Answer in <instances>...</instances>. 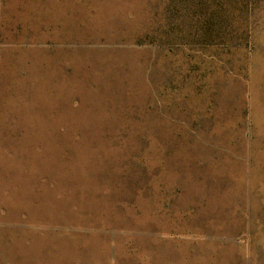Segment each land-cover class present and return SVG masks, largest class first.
<instances>
[{"label":"rangeland","instance_id":"374dc122","mask_svg":"<svg viewBox=\"0 0 264 264\" xmlns=\"http://www.w3.org/2000/svg\"><path fill=\"white\" fill-rule=\"evenodd\" d=\"M0 264H264V0H0Z\"/></svg>","mask_w":264,"mask_h":264}]
</instances>
